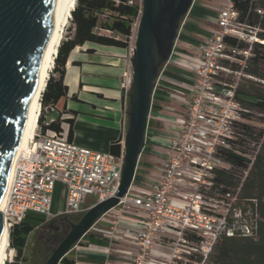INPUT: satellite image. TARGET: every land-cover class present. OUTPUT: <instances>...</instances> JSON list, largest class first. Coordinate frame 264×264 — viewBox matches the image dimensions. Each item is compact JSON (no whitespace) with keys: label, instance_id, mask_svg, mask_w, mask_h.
<instances>
[{"label":"built area","instance_id":"1","mask_svg":"<svg viewBox=\"0 0 264 264\" xmlns=\"http://www.w3.org/2000/svg\"><path fill=\"white\" fill-rule=\"evenodd\" d=\"M138 1L137 22L141 15V0ZM128 4H133V0ZM256 13L262 14V9H257ZM258 31L238 21L235 0H222L216 28L201 45L192 48L190 84L182 97L173 96L182 114L174 124L176 134L172 144L166 147L158 182L138 201L130 200L127 192L112 209L118 215L130 208L143 213L138 229L123 230L136 247L135 252H128V264H207L219 237H230L237 232L251 235V228L246 224L235 228L234 210L229 214L228 208L225 214L217 215L214 206L206 203L203 196L212 186L214 172L230 167L219 157L218 151L232 148L231 142L237 138L236 124L242 122L243 108L235 98L236 87L221 81L223 73L238 72L224 62L237 61L242 66L243 58L251 55L252 45L264 43L258 39ZM227 38L246 47L240 49L238 45H231L226 42ZM129 51L130 59L133 48ZM131 75L130 67L121 83L126 98ZM155 88L154 83L151 105ZM46 110L52 111V108ZM126 129L125 113L123 137ZM257 151L258 148L251 154H242L234 149L249 161V168ZM123 164V140L120 155L114 157L77 146L62 133H41L38 128L14 162L7 201L1 211L8 231L23 221L82 215L86 211L82 207L86 196L94 195L100 202L114 195ZM244 174L246 176L247 172ZM56 183L66 188L64 208L59 215L51 213ZM161 235L171 239V248L157 258L154 251Z\"/></svg>","mask_w":264,"mask_h":264},{"label":"crops","instance_id":"2","mask_svg":"<svg viewBox=\"0 0 264 264\" xmlns=\"http://www.w3.org/2000/svg\"><path fill=\"white\" fill-rule=\"evenodd\" d=\"M221 5L222 0H193L180 23L171 55L159 69L155 82L144 146L127 193L130 200H140L158 182L166 147L172 144L176 134L174 124L182 114L175 97H182L190 84L192 48L201 45L216 28ZM128 69L130 59L126 49L90 43L75 48L70 52L63 71L65 95L53 107L48 105L52 108L48 122L58 116L61 120L73 119L71 127L65 122L60 125L64 135L71 129L70 142L109 153L111 144L120 139L122 144L124 138L123 123L128 97H125L121 83ZM59 185L56 183L54 188ZM94 204L83 209L87 210ZM142 215V211L136 208L125 210L120 215L111 210L95 222L66 254L65 261L59 264H128V252H135L136 247L128 241L123 230L138 229V220ZM44 221L46 219L40 218L38 222ZM159 240L154 251L157 258L171 248L168 236L161 235Z\"/></svg>","mask_w":264,"mask_h":264},{"label":"water","instance_id":"3","mask_svg":"<svg viewBox=\"0 0 264 264\" xmlns=\"http://www.w3.org/2000/svg\"><path fill=\"white\" fill-rule=\"evenodd\" d=\"M61 0H0V210L9 190L14 161L30 122L42 70L45 39ZM192 0H141L130 58L124 164L113 196L88 208L44 264H59L95 222L115 208L128 192L144 146L151 95L159 69L169 59L179 19ZM4 236L0 213V248Z\"/></svg>","mask_w":264,"mask_h":264},{"label":"trees","instance_id":"4","mask_svg":"<svg viewBox=\"0 0 264 264\" xmlns=\"http://www.w3.org/2000/svg\"><path fill=\"white\" fill-rule=\"evenodd\" d=\"M128 1L76 0L70 18L72 23L70 31L72 33L66 40L61 41L58 47L53 70L41 96L42 109L38 118L41 133L47 131L61 133V122L67 123L70 127L73 123V119L61 120L60 116L47 125L44 121V112L45 109L49 108L48 105L53 107L65 95L62 76L70 52L86 43L121 49L128 48V41L133 35L132 28L137 22L140 10L138 0H133L131 5L128 4ZM235 7L238 12V21L257 28L259 31L256 35L260 41L264 42V2L235 0ZM257 9H262V14H257ZM226 42L231 45H238L240 49L246 47L244 44L236 43L235 40L228 38ZM250 53V58L246 60L247 63L242 68V74L251 77L253 80L246 79L247 84L240 85L235 89V98L243 108L242 122L237 123L234 130L237 138L231 142V149L218 151L219 157L230 167L214 172L212 186L205 194L211 197L212 194L219 193L221 196L229 197L237 190L238 200L250 205L252 214L256 218L253 226H249L251 235L237 232L230 237H219L207 264H264V131L259 130L255 133L250 123L253 112L264 114V90L262 89L264 87V43H254ZM224 64L229 65L233 71L240 69L238 64H229L228 62H224ZM53 74H58V78H54ZM71 137L72 131L69 128L66 138L70 141ZM243 137L255 138L254 148H258L250 168L248 167L249 161L234 152L235 149L242 154H248L242 148L245 144ZM120 142L121 139L110 146L109 153L114 157L120 155ZM245 172L247 174L243 179L236 178L237 174L243 176ZM240 211L245 213L244 209ZM77 221V217H72L67 226L69 223L75 224ZM233 221L236 222L237 220ZM35 227L28 221L13 226L9 232V246L14 250L15 255L13 261L6 264L28 262L25 250ZM55 238L56 241L53 242L55 244L61 240L59 236ZM53 243L52 245H55ZM44 248L46 247H42L41 250ZM49 248L52 247L49 246ZM64 261L65 258H62L61 262Z\"/></svg>","mask_w":264,"mask_h":264},{"label":"rangeland","instance_id":"5","mask_svg":"<svg viewBox=\"0 0 264 264\" xmlns=\"http://www.w3.org/2000/svg\"><path fill=\"white\" fill-rule=\"evenodd\" d=\"M69 25L64 30L63 33V40H66L68 36L71 35L72 31H70V28L72 26L71 20H69ZM136 29L132 28V37L128 41V48L126 49L127 57H129L130 49L134 48V41H135V34ZM251 56V55H250ZM248 56L246 59L243 58L242 60V66H240V69L238 73H223L221 76V81L225 82L227 84H231L234 87H239L240 85H245L247 82L246 79H252L251 77L242 74V68L246 65V60L250 58ZM239 61V60H238ZM237 64V61H233L232 64ZM54 78H58V74H53ZM253 80V79H252ZM264 90V87H262ZM42 109V106H41ZM41 113V110H40ZM52 113L50 110H46L44 112V120H46V123H49V119L51 118L49 115ZM40 116V114H39ZM48 119H45V118ZM39 118V117H38ZM56 118V117H55ZM54 118V119H55ZM53 119V120H54ZM251 126L255 133H257L259 130L264 131V114L253 112V116L250 120ZM39 125L37 126L36 132H38ZM243 141L245 144L243 145V149L247 151V153L251 154L253 149H255V138H248L243 137ZM245 174L241 176L240 174L236 175V178H244ZM61 184V183H60ZM234 192V191H233ZM66 195V188L64 185H59L54 188L52 193V208L51 213L53 215H59L63 208H64V200ZM203 199L206 203L212 204L215 210V214L221 215L225 214L226 210L229 208V214L235 210L234 218L237 220L235 222V228L239 229L242 225L246 224L248 227L253 226L256 216L252 214L251 206L247 205L244 202H241L237 198V190L230 195L229 197L221 196L219 193L212 194L211 197L209 195L204 194ZM97 201L96 196L94 195H88L84 198V202L82 204L83 208H86L90 206L91 204H94ZM245 210V213L243 214L240 210ZM225 212V213H224ZM228 214V215H229ZM70 219L72 217H77L79 219L81 215L79 216H68ZM39 220H30L28 222H31L36 226V230L30 235L28 244L25 250V256L28 259L27 263L22 262L21 264H33L32 262L36 264H44L51 252L58 246V244L61 242V240L65 237V235L68 233L71 224L65 225L64 224V217L58 216L53 219H48L44 221L43 223H39ZM238 226V227H237ZM61 237V240L58 243H53L56 241L55 237ZM55 244V245H52ZM46 247L43 250H41L42 247ZM51 246L52 248H49ZM13 252L12 260L9 261L12 262L15 252L11 249Z\"/></svg>","mask_w":264,"mask_h":264},{"label":"bare ground","instance_id":"6","mask_svg":"<svg viewBox=\"0 0 264 264\" xmlns=\"http://www.w3.org/2000/svg\"><path fill=\"white\" fill-rule=\"evenodd\" d=\"M75 4H76V0H61L57 12L50 23L49 31L46 36L45 45H44L41 80L37 94L32 104L30 122L27 127L25 136L22 140L21 149L18 155L26 146H28V144L31 142V140L35 135L38 126V117L41 110V96L44 92L47 81L53 70L54 60L57 55V50L63 39L64 30L67 27V25H69L68 23L71 18V12L74 9ZM134 28L136 29V25L134 26ZM6 201H7V196L5 199L4 206L6 204ZM1 211L3 210H0V213H2ZM2 226L4 228V236L0 248V264H6L12 260L13 252L11 251V248L9 246V231L6 223L4 222L3 215H2Z\"/></svg>","mask_w":264,"mask_h":264},{"label":"flooded vegetation","instance_id":"7","mask_svg":"<svg viewBox=\"0 0 264 264\" xmlns=\"http://www.w3.org/2000/svg\"><path fill=\"white\" fill-rule=\"evenodd\" d=\"M190 1H191V0H183V3L186 5V4L190 3ZM192 1H193V0H192ZM183 18H184V17L182 16V18L179 19V24H178V28H177V29H179L180 23H181V21H182ZM177 32H178V30H177ZM69 221H70V218H69L68 216H67V217L65 216V217H64V224L67 225V223H68Z\"/></svg>","mask_w":264,"mask_h":264}]
</instances>
